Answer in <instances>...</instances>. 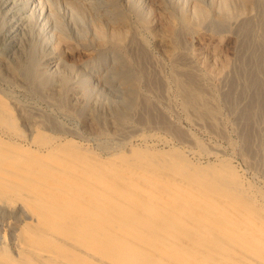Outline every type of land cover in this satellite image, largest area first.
<instances>
[{"label":"bare ground","instance_id":"bare-ground-1","mask_svg":"<svg viewBox=\"0 0 264 264\" xmlns=\"http://www.w3.org/2000/svg\"><path fill=\"white\" fill-rule=\"evenodd\" d=\"M108 2L0 0L9 70L44 86L40 73L67 62L53 51L64 30L128 61L127 47L143 43L137 29H151L152 7L176 17L165 16L159 37L170 54L176 40L188 47L206 36L207 24L253 41L264 15L262 0ZM51 80L60 95L63 81ZM191 88L187 103L196 99ZM62 125L0 90V264H264V205L229 162L202 164L165 141L135 143L118 130L95 135L101 154Z\"/></svg>","mask_w":264,"mask_h":264},{"label":"rangeland","instance_id":"rangeland-1","mask_svg":"<svg viewBox=\"0 0 264 264\" xmlns=\"http://www.w3.org/2000/svg\"><path fill=\"white\" fill-rule=\"evenodd\" d=\"M104 1L108 0H97L107 7L110 2ZM152 8L151 29H137L143 43L127 47L128 61L119 52L81 44L86 37L82 31L64 30L66 40L53 51L68 64L63 62L51 76L40 73L44 86L10 71L0 45V90L40 108L63 124L69 138L87 142L101 154L98 142L103 140L95 135L109 139L118 130L135 143L140 136L159 146L165 141L202 164L227 161L264 205V15L262 20L257 15L258 34L253 41L248 34L205 24L200 29L206 36L188 47L176 40L170 54L171 45L159 37L168 28L166 17H176L168 7ZM37 51L39 57L41 49ZM51 79L63 81L60 95ZM180 83L193 88V104L187 103L188 89Z\"/></svg>","mask_w":264,"mask_h":264}]
</instances>
